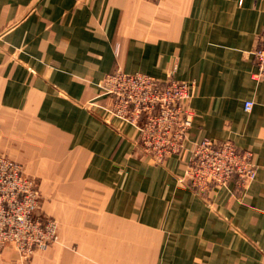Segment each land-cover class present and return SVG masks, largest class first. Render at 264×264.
<instances>
[{"label": "crops", "instance_id": "crops-1", "mask_svg": "<svg viewBox=\"0 0 264 264\" xmlns=\"http://www.w3.org/2000/svg\"><path fill=\"white\" fill-rule=\"evenodd\" d=\"M262 35L264 0H0V157L60 224L29 264H264ZM118 70L195 83L183 152L138 155L137 130L105 110ZM203 138L253 153L242 194L181 181ZM0 264L23 263L7 247Z\"/></svg>", "mask_w": 264, "mask_h": 264}, {"label": "built area", "instance_id": "built-area-1", "mask_svg": "<svg viewBox=\"0 0 264 264\" xmlns=\"http://www.w3.org/2000/svg\"><path fill=\"white\" fill-rule=\"evenodd\" d=\"M253 56L257 68L253 77L264 83V35ZM194 87L195 83L161 81L144 73L119 70L100 84L103 96L109 100L106 112L132 125L138 132V155L159 165L186 149L194 116L190 107ZM254 106L253 101H246L245 112H251ZM188 150L190 156L181 181L202 195L213 188H230L232 182L242 194L256 178L253 153L239 149L231 140L203 138L191 143ZM38 193L36 181L25 174L20 163L0 157V252L12 247L26 260L36 251L47 249L55 238L50 222L48 227L29 224L39 209ZM37 219L48 221L42 216Z\"/></svg>", "mask_w": 264, "mask_h": 264}, {"label": "rangeland", "instance_id": "rangeland-1", "mask_svg": "<svg viewBox=\"0 0 264 264\" xmlns=\"http://www.w3.org/2000/svg\"><path fill=\"white\" fill-rule=\"evenodd\" d=\"M26 174V173H25ZM27 176H29V177H31L32 179H34L32 176H30V175H28V174H26ZM34 181H36L35 179H34ZM37 183V182H36ZM37 189H38V187H37ZM39 192V191H38ZM39 194V193H38ZM42 213V209H41V199H40V195H39V209H38V211H37V215L35 216V215H33L30 219H29V224H30V226L31 227H36V225L38 224V223H40V224H42V226H44V227H48L49 226V222L52 224V229H54V231H55V238L51 241V243L49 244V247H47V249H45V250H38V251H36L34 254H32V255H30V257L29 258H27L26 260L25 259H23V256L21 255V254H19V253H17V251L16 250H14L12 247V249H13V251H15L16 252V254L18 255V259L23 263V264H29L30 263V261L32 260V258L36 255V254H38V253H41V252H46L52 245H54V244H57L58 242H59V228H60V224H59V222L58 221H56L55 219H53V218H50V217H48V216H46V215H44V214H41ZM44 215V216H43ZM45 217L46 218V220H48V221H46V223H43V222H41L40 220L39 221H37L38 219L37 218H40V217ZM33 217H35V221H34V219H33ZM43 228V227H42ZM3 251H1L0 252V254L2 253Z\"/></svg>", "mask_w": 264, "mask_h": 264}]
</instances>
